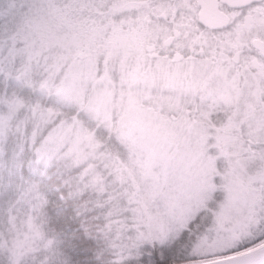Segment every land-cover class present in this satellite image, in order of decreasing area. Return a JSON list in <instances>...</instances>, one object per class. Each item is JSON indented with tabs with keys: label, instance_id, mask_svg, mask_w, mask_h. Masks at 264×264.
<instances>
[{
	"label": "snow or ice",
	"instance_id": "6c2138e0",
	"mask_svg": "<svg viewBox=\"0 0 264 264\" xmlns=\"http://www.w3.org/2000/svg\"><path fill=\"white\" fill-rule=\"evenodd\" d=\"M168 6L190 18L198 58L215 70L184 97L180 136L98 205L87 190L73 197L69 177L42 155L43 137L19 128L20 113L0 119V216L28 208L48 241L30 258L5 250L0 264H264V0ZM31 7L22 0L20 13ZM27 91L0 70L5 99ZM33 187L39 194L22 202Z\"/></svg>",
	"mask_w": 264,
	"mask_h": 264
},
{
	"label": "rangeland",
	"instance_id": "374dc122",
	"mask_svg": "<svg viewBox=\"0 0 264 264\" xmlns=\"http://www.w3.org/2000/svg\"><path fill=\"white\" fill-rule=\"evenodd\" d=\"M12 4L10 0H0V58L12 51L2 69L14 70L21 80L37 70L35 88L49 92L60 102L58 105L56 101L57 106L34 103L28 108L32 138L51 122L63 103L81 110L79 117H58L46 127L40 151L49 162L59 160L63 169L74 170L73 181L105 203V193L145 176L165 139L180 136L178 109L184 97L214 78L202 75L204 65L200 63L195 67L188 64L186 70L182 65V75L174 73L171 78L163 76L164 64L159 69L161 79L152 75L156 71L139 75L137 62L126 69V61L130 60L125 54L126 44L123 52L110 45L114 42L109 40L113 29L105 32L108 27L101 18L71 14L64 19L50 10L46 16L41 13L37 21L33 13H9L6 9ZM119 21L125 24L123 19ZM64 26L84 29L82 41L70 36ZM10 34H15L14 40L9 39ZM15 41L18 44L12 47ZM5 105L9 107L0 111V119H12L23 103L14 95L9 99L0 95V109ZM22 125L18 121L21 130ZM19 219L24 226L18 231L15 224ZM31 220L28 213L23 218L13 212L0 216V253L21 252L27 237L38 236ZM8 241L9 248L4 245ZM47 244V240L42 241V245Z\"/></svg>",
	"mask_w": 264,
	"mask_h": 264
},
{
	"label": "flooded vegetation",
	"instance_id": "af4514ba",
	"mask_svg": "<svg viewBox=\"0 0 264 264\" xmlns=\"http://www.w3.org/2000/svg\"><path fill=\"white\" fill-rule=\"evenodd\" d=\"M15 6H20L22 0H11ZM40 4L52 15L77 17L109 16L113 20L115 33L125 37L126 69L133 63L140 64L139 75H159V79L182 75L181 66L203 64L202 75L214 78V69L205 60L198 58L196 46L198 41L193 36V26L190 18H184L175 7H169V0H30ZM180 0H171L179 3ZM56 3V4H55ZM209 22L215 18L206 13ZM123 19L121 24L119 20ZM112 27V28H113ZM124 31V32H122ZM122 32V34H120ZM114 34V33H113ZM165 65L163 76H160V65ZM197 68V67H196ZM187 72L193 75L187 68ZM195 70V69H194ZM198 69H196L197 72ZM194 72V73H196Z\"/></svg>",
	"mask_w": 264,
	"mask_h": 264
},
{
	"label": "trees",
	"instance_id": "16d2710c",
	"mask_svg": "<svg viewBox=\"0 0 264 264\" xmlns=\"http://www.w3.org/2000/svg\"><path fill=\"white\" fill-rule=\"evenodd\" d=\"M11 3H13L11 5V8L8 7V9H6V8L5 9L8 12L10 11L9 13H11V14L14 11L19 14L20 13V6H15L14 2H12V1H11ZM30 3L32 4V7L30 8V10L27 11L23 15L21 13L19 15L27 16V15H30V13H33V15L35 17H37L36 20L38 21V20H40L41 13H42V16H46L45 14L49 12L46 9H44V7L43 8H42V6L39 7L40 4H37L35 2H31V1H30ZM55 16H58V15H55ZM63 18L65 19L66 17L63 16ZM99 18H101V21L104 20V23L107 24L108 28H107V30L105 32L110 33V31H112V29H113V31H115L114 27H113L114 24L110 23L113 20V18L111 19L109 16H104V15L99 16ZM109 20H111V21L108 22ZM64 28H66V26H64ZM65 30L69 33L70 36H74L75 38H77L78 42L82 41L83 38L80 35H81L82 32H85L84 29L81 30L78 27H72V28L68 27ZM113 31L111 32L112 37H110L109 40L110 41H114V42L111 43L110 45L111 46L113 45V47L116 46V48L119 49V50L121 48L122 49L121 52H123L124 51V43H125L126 38L125 37H121L118 34H115V32H113ZM13 35H15V34H12V35L10 34V36H8L9 39L11 38L12 40H14L13 38L15 36H13ZM99 36L101 37V35H99ZM15 44H18L17 41L12 43V47H14ZM90 44H92V43H90ZM93 47L94 46H91V48H93ZM112 49L114 50V48H112ZM10 54L12 55V51H10ZM11 55L8 54L7 56L5 55L4 57L0 58V70H3L2 67H4V64H5V61H6L5 58L8 57V56H11ZM8 70H10V68ZM13 73L15 74L14 70H13ZM37 74H38V71L37 70H33V71H31L28 74L26 80H24V79L21 80L20 79L23 82V84L27 87V89H28L27 92H25L23 94H19V93L13 94L15 98H17V99L22 101L23 105L16 110V113L14 114L12 119H15L16 118V114L20 113L21 114V116H20L21 120H19V122H21V124H23L22 125L23 128L25 126H29L30 125V122L28 121L29 117L27 116V114L29 112L28 108L30 106H32L34 103L39 104L41 106H44V105H47V104H50V105L54 104L55 105L56 101H57L58 105L60 103V102H58L57 99H55V98L53 99L52 97H50L51 95L49 94V92H47V93H46V91L41 92V90H37L35 88V85H36L35 78H36ZM57 104H56V106H57ZM58 108H59L58 109L59 111L56 112L55 116L51 119V122L48 125H45L43 128H41V130H39L40 133H38V136L36 135L35 139L40 138L43 135V132L46 129V127H49L52 123L56 122V118H58V117L59 118H64L66 116L67 117L68 116H74V117L77 116V117H79V115L81 113V110L77 109V107L75 108L72 104H68L67 102L63 103ZM109 134L110 133L106 134L105 136L108 137ZM106 143H108V142H106ZM53 162L57 165L58 170L63 172L66 176H68L70 181L72 182V185H73V193L72 194H73L74 198L77 196V194L79 192L87 190V189H81V187H79V184L76 183L75 181H73V173L75 172L74 170L66 171L65 169H63L61 167V163H60L59 160L53 161ZM87 192L89 193V198L92 199L96 204H98V205H102L103 204V202H101L100 199L98 201H97V199H94L95 196L91 194V191L87 190ZM38 194H39L38 190L36 188H34V187L29 189V190H26L23 193V195H22V202L26 203V202L30 201L33 197H36ZM75 202L77 204H79V200L78 199H76ZM12 212L16 213L17 215H20L21 218L26 217V213H28V215L31 216L32 220L30 221V223H31V225H34V227H36V231H37L38 236L36 238H34V239L32 238V236L27 237L25 239L26 242L23 244V246H26V248L24 249V247L22 246V243H23L22 242L21 246H22L23 250L22 249H20V250L24 251L27 255L34 253L37 248L42 246V241L46 240V238H45V230L40 227V224L37 222L36 217L29 211L28 208L22 207V206H17V207L13 208ZM93 222L94 221H90V224L93 223ZM15 226H16V230H18V231L20 230L21 227L24 226V225H22L21 219H19L18 223H16ZM47 235L51 236L52 233L49 232V233H47ZM7 237H8V235H7ZM8 244H9V241L4 244L5 247L7 246V248H9ZM51 247H53L55 250H59L58 238H57V243L55 245H52Z\"/></svg>",
	"mask_w": 264,
	"mask_h": 264
}]
</instances>
